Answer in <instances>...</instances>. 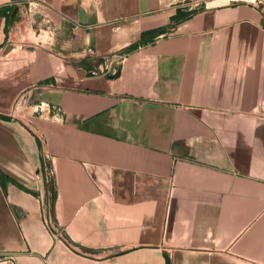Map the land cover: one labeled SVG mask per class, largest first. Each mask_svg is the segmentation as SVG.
<instances>
[{"label":"crops","instance_id":"0c3cea01","mask_svg":"<svg viewBox=\"0 0 264 264\" xmlns=\"http://www.w3.org/2000/svg\"><path fill=\"white\" fill-rule=\"evenodd\" d=\"M256 1L0 0V264H264Z\"/></svg>","mask_w":264,"mask_h":264},{"label":"built area","instance_id":"2783aa9c","mask_svg":"<svg viewBox=\"0 0 264 264\" xmlns=\"http://www.w3.org/2000/svg\"><path fill=\"white\" fill-rule=\"evenodd\" d=\"M256 2H258V4H259L260 6H262V8L264 9V1H263V0H257ZM115 74H116V72H115ZM44 106H45V105L41 103V107H40V108H41V109H40V112H41V113H44V112L46 111V108H45ZM48 228H49V230H50V232H51V234H52V236H53L54 238H57V237L59 236V232H58L57 229L52 225V223L48 222ZM5 258H6L7 260L13 261L15 257H14L13 255L9 254V255H6Z\"/></svg>","mask_w":264,"mask_h":264}]
</instances>
